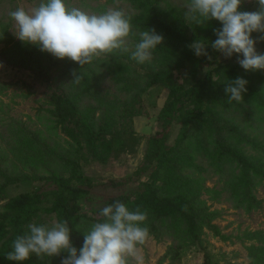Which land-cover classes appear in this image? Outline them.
<instances>
[{
	"label": "rangeland",
	"instance_id": "1",
	"mask_svg": "<svg viewBox=\"0 0 264 264\" xmlns=\"http://www.w3.org/2000/svg\"><path fill=\"white\" fill-rule=\"evenodd\" d=\"M232 2L163 0L161 13L167 23L169 20L172 27L188 37H193L195 31L229 27L240 30L257 18L264 20V4L253 6L244 14L230 11L228 5ZM128 7L124 0H0V169H11L9 174L20 179L6 187L9 197L29 192L38 185V178L51 174L70 178L71 171H78L93 183L122 178L131 174L142 160L146 138L157 129L156 116L167 91L160 84L143 83L134 91L127 89L124 96L122 83L134 81L136 73H139L138 79H147L145 75L150 77L166 67L173 47L165 42L166 37L160 31L143 30L144 21L138 22L139 14ZM127 16L126 23L122 22ZM80 27H91L92 34ZM96 30L100 35L104 33V39ZM73 31L79 37H68ZM253 43V48L243 58L237 55L240 43L229 41L224 45L212 66L216 67L212 71L216 86L208 103H211L210 121L199 122L194 127V136L178 154L180 167L163 173L156 181L161 195L180 194L193 199L200 216L199 243L220 264H264V161L261 171L257 170L263 176L253 172L248 182H242L255 198L251 208L236 207L225 193L229 183L242 178L241 171L226 162L220 172L209 167L210 157L217 154L213 151L216 133L213 119H232L231 123L248 139L264 141V57L258 67L240 75L239 83H228L222 80L226 79L225 75H217L220 70L227 71L222 69L226 65L258 61L261 47L257 39ZM36 45L43 56L33 64L38 65L35 69L29 55ZM193 47L197 57L202 58L205 45L195 42ZM14 50L24 53L19 60L13 58ZM80 59H84L85 65ZM82 66H86V70L81 71ZM207 69L203 67L201 73ZM41 73L60 82L77 105L82 119L92 128L105 125L104 133L108 134L115 127L132 126L139 139L134 153L118 151L104 156L101 155L104 149L99 146L93 156L85 147L76 148L61 134L53 118L39 78L43 77ZM219 77L222 79L217 80ZM176 79L185 87L193 83L188 68L177 73ZM134 94H141L143 112L124 121L122 105L116 102L122 100L120 96L126 100ZM10 123L14 127L25 124L32 136L19 135L20 138L9 142L12 137L1 136V133L7 132ZM251 149V142L240 146L249 159L264 160V148ZM3 182L0 177V185ZM89 211L84 207L82 213L91 217ZM128 211L125 208L123 214L102 223L84 219L79 230L109 246L121 264H201L202 248L190 240L179 219L160 223L156 219L150 221L148 216L141 220L145 223L142 228L139 222H130ZM155 222L154 232L148 231L149 224ZM30 227L42 228L50 234L57 232L55 219L45 212H39ZM178 246L182 251L177 258L174 252ZM51 264L83 263L65 260Z\"/></svg>",
	"mask_w": 264,
	"mask_h": 264
},
{
	"label": "trees",
	"instance_id": "2",
	"mask_svg": "<svg viewBox=\"0 0 264 264\" xmlns=\"http://www.w3.org/2000/svg\"><path fill=\"white\" fill-rule=\"evenodd\" d=\"M124 3H128L130 5L128 8L139 14L138 22L144 21L143 30L160 31L166 37L165 42H169L173 47L169 53V63L166 67L151 74L150 77L145 75L147 79H138L139 73H136L134 81H127L128 83L125 84L124 80L122 83L125 88L124 96L127 89L128 92L134 91L136 86L140 87L143 83L160 84L166 89V98L156 116L157 129L153 134L147 136L146 148L136 169L122 178H111L93 183L90 178L82 176L78 171H71V176H73L70 178L51 174L38 178V185L33 186L29 192L9 197L6 187L20 179L13 178L9 174L11 169L8 171L0 169V177L4 180L0 185V264H51L55 261L65 260L83 264H121L109 246L83 234L79 230V225L84 219L96 223L109 221L123 214L125 208L129 209L127 214L130 215V222H139L142 228L145 227V223L141 220H146L148 216L151 217L150 221L156 219L158 222L171 218L179 219L190 240L201 247L198 234L200 216L197 215L193 199L180 194L161 195L156 181L163 176V173L173 172L178 169V166L180 167L178 154L183 145L194 136V127L199 122L206 124L210 121L209 106L211 103H208L211 99L213 86H216L212 77V71L216 67L212 66L216 64L224 45L229 41L240 43L241 47L237 55L243 58L253 48L254 39H257L261 51L256 59L258 61L226 65L222 68L227 69L225 73H222L221 70L218 71L219 73L217 72L219 76L225 75L226 79L219 77L217 80L239 83L241 74L250 72L259 66V60L264 57V20L257 18L240 30L229 27L215 31L212 29L204 32L195 31L193 37H188L172 27L169 20L167 23V20L164 19L161 13L163 0H124ZM263 4L264 0H233L228 5V9L247 14L253 6H262ZM129 9L127 10L130 12ZM127 18L128 16L123 17L122 22H125ZM88 24L93 25L90 22ZM133 27L142 29L139 25ZM80 28L92 34L91 27H89L90 29ZM96 31L100 35V31ZM74 33L73 31L68 37L72 35L79 37ZM103 35L104 33H101V39H104ZM195 42L206 47L202 58H198L196 55L193 47ZM22 54L24 53L20 51H12L15 60H19L18 58ZM42 56L43 53L38 51V45H36L29 55L30 64L35 69L38 65L33 64L39 62V58ZM80 62L84 64V59H80ZM203 67L208 69L201 73ZM187 68L189 77L193 81L189 87L178 83L176 79V74ZM80 70H86V66H82ZM41 76L43 77L39 76V78L42 82L39 81L43 86L47 103L52 108L53 118L59 126L61 134L75 144L76 148L85 147L88 152L94 154L93 156L98 153L99 146L104 149L101 154L104 156L118 151L134 153L139 139L132 126L127 125L122 127L123 129L115 127L108 134L104 133L105 125L92 128L89 122L82 119L77 105L67 91L60 86V82L55 81L49 74L41 73ZM139 80L142 82L141 84H139ZM124 96H120L122 100L116 102L122 105L121 109L124 115L121 119L132 120V118L141 115L143 112L141 94H134L131 99L126 100ZM231 121L232 119L212 120L216 131L213 136V151H216L217 154L215 157L214 155L210 157L209 167H212L213 171L220 172L222 164L226 162L234 165V170L241 171L242 178L239 181L238 179L234 181L230 175L231 181L235 183H229L225 193L228 200L232 201L236 207L251 208L256 201L250 190L244 188L243 181L248 182L249 175L253 172L263 176L257 170L261 171L264 160L249 159L244 155L243 150H240V146L245 147L251 142V150L259 151L264 148V141L248 139L243 131L233 125ZM7 132L1 133V136L4 134L5 137L7 135L12 137L9 142L16 140V137L20 138L19 135L22 137L32 136L25 124L14 127L13 123H10ZM174 132V138L171 139ZM72 166L74 165L72 164ZM71 178L74 180L72 181ZM26 180L28 179L23 181ZM96 189L103 193H99ZM107 190L109 192H106ZM102 205L104 208L101 207ZM84 207L90 210L91 217L82 213ZM39 212L53 216L57 232L50 234L42 228L32 229L30 227ZM156 224V222L154 225L149 224L147 230L154 232L152 229ZM176 248L174 254L177 255V258L181 257L182 247ZM201 248L203 253L201 264H220L212 259L206 248Z\"/></svg>",
	"mask_w": 264,
	"mask_h": 264
}]
</instances>
